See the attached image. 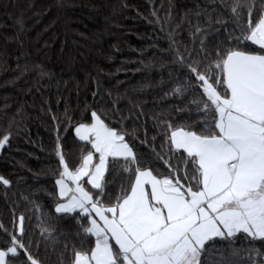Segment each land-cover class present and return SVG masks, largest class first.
<instances>
[{
  "label": "trees",
  "instance_id": "1",
  "mask_svg": "<svg viewBox=\"0 0 264 264\" xmlns=\"http://www.w3.org/2000/svg\"><path fill=\"white\" fill-rule=\"evenodd\" d=\"M204 10L213 21L222 16L224 24L214 23L211 31L194 37L189 21L204 25L205 17L195 16ZM185 15L189 20L181 23ZM169 17L171 23L162 28L160 21ZM246 19L245 8L240 23ZM230 33L239 30L220 0H0V137L11 134L0 149V176L10 181L8 187L0 185V223L16 231L23 215L25 242L32 241L31 251L42 264H61V259L67 264L74 245L89 247L94 238L81 240L77 214L55 212L61 170L57 142L74 170L82 155L74 128L96 110L126 133L142 166L168 175L152 157V148L159 150L164 142L160 121L204 131L203 117L191 103L201 90L186 65L204 59L205 51L214 53L216 45L237 47L229 44ZM239 47L259 51L250 42ZM109 166L112 179L121 164L110 158ZM107 190L114 199L121 182ZM209 245L214 247L208 264L264 263V242H250L244 234Z\"/></svg>",
  "mask_w": 264,
  "mask_h": 264
},
{
  "label": "snow or ice",
  "instance_id": "2",
  "mask_svg": "<svg viewBox=\"0 0 264 264\" xmlns=\"http://www.w3.org/2000/svg\"><path fill=\"white\" fill-rule=\"evenodd\" d=\"M220 2L237 24L239 35L228 37L237 47L216 45L214 53L205 51L204 59L186 65L201 90L191 103L205 129L197 132L160 121L164 142L159 150L152 148V157L168 175L142 166L126 133L96 110L74 128L82 142L74 170L57 142L61 170L55 184L62 202L55 212L77 214L73 218L81 240L94 238L87 248L74 245L67 264H208L209 248L214 247L209 242L216 238L231 242L244 234L250 242H264V0ZM245 8L247 19L241 24ZM195 16H204L206 27L189 21L194 37L211 31L214 23L224 24L222 16L213 21L207 10ZM187 20L185 15L181 23ZM160 23L163 28L171 18ZM249 42L259 51L239 47ZM36 71L41 77L46 74L38 66ZM10 138V133L0 137V149ZM110 158L121 164L112 179ZM117 181L121 190L113 199L107 186ZM0 185L8 187L10 181L0 176ZM24 220L23 215L17 218L16 231L0 223V264H42L31 251L32 241L25 242ZM47 231L42 228V233ZM251 251L261 254L258 248Z\"/></svg>",
  "mask_w": 264,
  "mask_h": 264
},
{
  "label": "crops",
  "instance_id": "3",
  "mask_svg": "<svg viewBox=\"0 0 264 264\" xmlns=\"http://www.w3.org/2000/svg\"><path fill=\"white\" fill-rule=\"evenodd\" d=\"M60 202H62V201H60ZM260 264H264V263H260Z\"/></svg>",
  "mask_w": 264,
  "mask_h": 264
},
{
  "label": "rangeland",
  "instance_id": "4",
  "mask_svg": "<svg viewBox=\"0 0 264 264\" xmlns=\"http://www.w3.org/2000/svg\"><path fill=\"white\" fill-rule=\"evenodd\" d=\"M97 159H98V157H97Z\"/></svg>",
  "mask_w": 264,
  "mask_h": 264
}]
</instances>
